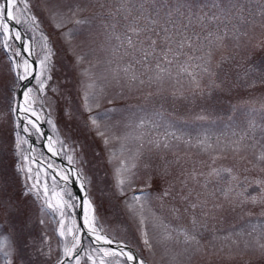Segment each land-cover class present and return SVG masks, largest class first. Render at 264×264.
<instances>
[{"label": "snow or ice", "instance_id": "obj_1", "mask_svg": "<svg viewBox=\"0 0 264 264\" xmlns=\"http://www.w3.org/2000/svg\"><path fill=\"white\" fill-rule=\"evenodd\" d=\"M89 3L96 9L91 17H82L86 7L79 0L68 3L57 0L52 7L45 9L55 29L72 25L60 32V36L73 52L72 42L82 35L83 25L97 23L101 29L100 35L104 37L101 50L107 53V58L103 62V71L93 78L90 69L96 65L91 62L90 68L81 71L80 75L89 82L86 85L82 82L83 94L77 101L71 98L70 93L49 84L56 71L58 53L49 36L41 30V20L33 11L39 8L40 0H36L35 4L32 0H0V43L6 51L9 50V40H22V34L9 22L17 25L27 23L35 33L32 42L25 41L23 45L27 58L22 56L19 49L12 53L19 60L9 57L12 83L5 86V91L10 118L0 124V207H4L8 214V223L0 224V234L10 230L13 238L7 247L0 241V253L6 257V264H13L10 258L13 250L35 249L36 241L30 224L36 212L41 213L42 217L49 213L55 217L51 222L56 225L55 234L59 237L60 246L56 264H65L66 260L81 264V226H77L69 212L76 207H82V228L96 245L91 253L83 251L84 264H146L130 245L109 236L99 225L98 209L102 204L94 202L87 195L82 201L73 197L68 185L74 176L81 181L83 189L85 177L82 167L79 170L72 167L68 171L59 169L49 173L43 161L25 154L33 149L24 148L28 140L22 132L41 134L42 120H46L54 132L57 131V125L50 117H45L43 108L41 111L36 108L38 100H44L51 108L52 101L46 96L47 89L60 91L63 104L57 103V107L63 122L62 130H66L65 136L69 140L73 132H95L105 148H109L113 140H118L123 149V141L128 137L109 136L110 126L101 122L108 118V110L94 113V108L100 107L105 87L114 85L131 90L145 84L163 83L166 79L177 82L187 79L193 92L198 90L200 94L204 93L202 82L207 81L211 94V90L222 89L224 84L223 80H219V70L234 58L238 50L249 46L251 33L259 29L264 37V0H89ZM253 3L254 9L251 6ZM62 8L67 11H62ZM36 35L40 39L39 54L35 52ZM254 46L264 47V39ZM217 53L220 54L219 58ZM33 55H36L35 61L31 60ZM85 55H75L77 65L84 63ZM247 75L248 72H245L244 76ZM29 77L36 80L37 86L24 91L21 102L12 89L17 81ZM97 80L101 82L98 90ZM108 103L112 101L108 100ZM261 108L264 109V104ZM85 113L88 115L85 116ZM197 119L207 118L201 115ZM143 123L141 121L138 127ZM257 129L262 137L250 143L254 139L251 134ZM165 136L180 140L175 132H166ZM135 139L142 141L140 136ZM55 143L62 149L68 147L59 136ZM148 143L155 150H170L172 147L167 140H149ZM76 145L72 151L78 155H68V162L70 165H83L87 162L90 145L85 141H76ZM185 146L197 148L199 154L207 159L192 160L189 157L181 164V157L176 155L174 163L179 166L177 174L173 175L165 167L163 171L148 176L147 186L151 188L155 185L157 194L154 197L145 193L144 188L139 189L138 193L133 187L138 179L133 171L137 167L135 163L121 158L115 169V186L118 194L125 198V208L137 222L140 243L149 252H153L155 246L163 247L166 255L171 254L169 264H182L178 257L204 250L201 244L202 230L207 229L209 220L216 219L217 211L224 210L225 203L233 208L245 204L259 205L264 217V175H248L252 171L264 174V124L250 120L244 133L234 131L225 140L218 137L215 144L211 142V137L206 136L195 144L186 141ZM46 147L53 156L60 154L55 150L51 138ZM143 147L141 142L135 158H139ZM109 152L111 162L115 153L111 149ZM249 155L253 159H249ZM47 169H52V165L48 164ZM170 175L172 179H168ZM21 176L20 188L10 191ZM49 176L51 184L48 182ZM60 184H63V188L57 191ZM250 188L257 189L256 193L251 194ZM65 196L69 199H65ZM153 199L159 201L161 212L166 211V216L158 215L151 209L150 201ZM38 222L40 225L46 224L44 218ZM173 222L177 226H171ZM254 232L257 233L254 241L250 244L244 240L243 247L245 250L252 248L264 256V224L252 225L251 231L246 234L252 236ZM233 235L242 238L245 233H229L223 237L214 236L213 239L231 241L232 245L239 247V240L233 239ZM44 245H49L46 235L41 240V246ZM174 246L183 248L174 251ZM226 246L222 244L221 251ZM52 251L50 245L47 252L37 249L39 255L46 257H50Z\"/></svg>", "mask_w": 264, "mask_h": 264}, {"label": "rangeland", "instance_id": "obj_2", "mask_svg": "<svg viewBox=\"0 0 264 264\" xmlns=\"http://www.w3.org/2000/svg\"><path fill=\"white\" fill-rule=\"evenodd\" d=\"M56 2L57 0H40L39 8L33 9L41 20V30L49 36L58 53L56 71L53 73V80L49 84L60 91L70 93L72 99L79 101L83 94L82 82L84 85L89 82L87 78L80 75L81 71L84 68H90L89 62L96 65V67L90 69L93 78L99 76L103 71V62L107 58V53L101 50L104 37L100 35L101 29L97 23L83 25L81 26L82 35L77 36L72 42V49L75 52L70 50L69 45L65 44L61 38L60 32L66 31L72 25H67L65 29H55L48 12L45 10L52 7ZM68 2H73V0H65V3ZM79 2L86 7V11L81 14L82 17H91L96 9L90 5L89 0H79ZM32 3L35 4L36 0H32ZM251 6L253 9L255 8L254 3ZM61 10L67 11L66 8ZM18 25L32 41L35 33L31 30L29 24L22 22ZM251 36L252 40L249 46L238 50L234 58L219 70V80H223L224 84L222 89L211 90V94H209L207 88V81L202 82L204 93L200 94L198 90L193 92L192 85L187 79L180 82L166 79L163 83L145 84L133 87L131 90L127 87L114 85L105 87V94L100 100V107L94 108V113H103L108 110V118L101 122L110 126L109 136L128 137L126 141H123V149L121 148V141L118 140H113L109 148H105L102 140L95 135V132L91 134L73 132L71 134L72 139L69 140L65 136L66 130H62L63 122L60 119L57 107V103L63 104L60 91L52 92L51 89H47L46 96L52 101L51 108L44 100H38L36 108L37 111H41V107L43 108L45 117H50L57 125V131L54 132L52 126L46 120H42L41 122L45 124L47 131L46 135L43 136L41 126V134L33 132L29 135L22 132L21 134L28 140V144L24 145V148L33 149V151L25 154L34 156L38 161H43L44 168L49 173H53L52 169H47L46 164L49 163L57 169H63V167L46 149L45 142L49 138L52 139L55 150L60 153L59 156L67 162L68 155H78V153L72 151L77 146L76 141H85L89 144L87 162L83 165L77 163L73 166L78 170L81 167L83 168L85 195L94 202L102 204V207L98 209L99 225L103 227L109 236L125 241L134 248L138 256L146 261V264H169L171 254L166 255L163 247L155 246L153 252H149L140 243L137 222L125 208V198L118 194L115 186V169L119 166L121 158L128 163H135L137 167L133 171L137 174L138 179L134 181L133 187L138 193L139 189L144 188L145 193L154 197L157 194L154 190L155 185L151 188L147 186L148 176L154 172L163 171L165 167H168L173 175L177 174L179 166L174 163L176 155L181 157V164L189 157L192 160L207 159V157L199 154L197 148L186 147V141L195 144L198 139L207 136L211 137V142L215 144L218 137L225 140L231 137L234 131L244 133L250 120H254L257 124H264V109L261 108V105L264 104V47L254 46L264 37H262L259 29L251 33ZM8 43L9 50L7 51L0 43V124L6 123L10 118L5 91V86H10L12 83V77L9 73V57L20 59L12 56V53L18 49L16 40L13 38ZM35 52L37 54L41 52L38 35H36ZM76 54H86L83 64H76ZM219 55L217 53V58H219ZM22 56H24L23 53ZM33 57L36 60V55H33ZM245 72H248L247 77L244 76ZM19 83L17 81L16 86L12 89L18 100ZM96 83L98 90L101 82L97 80ZM36 86L37 82L32 78L31 83L26 87L27 89H35ZM108 100H111L112 103H108ZM87 115L85 113V116ZM201 115L207 119L198 120L197 117ZM141 121H144V123L138 127ZM166 132H175L180 140L167 138L165 136ZM251 135L254 139L249 141L250 143L260 140L262 137L259 129ZM31 136H33V139ZM57 136L68 145L66 149H62L59 144L55 143ZM137 136L142 137V141H137L135 139ZM149 140H160L161 142L167 140L172 147L170 150H155L148 143ZM141 142L144 147L140 149L141 155L139 158H135ZM257 148H259V145H257ZM109 149L115 153V158L111 162ZM248 158L253 159L251 155ZM248 175L256 177L264 174L252 171ZM41 179H43V176H41ZM168 179H172V176L170 175ZM22 180L23 177L21 176L15 183L14 189L10 191L18 190ZM48 182L51 184V176H49ZM60 188H63L61 184L57 191H60ZM68 189L77 200L70 183ZM256 191L255 188L249 189L251 194H255ZM128 195H131V190H129ZM65 199L69 198L65 196ZM150 207L158 215H167L166 211L161 212L159 201L155 199L150 201ZM261 211L262 208L259 205L245 204L233 208L225 203L224 210L217 211L215 213L216 219L209 220L207 229L202 230L203 239L201 244L204 245V250L200 253L184 254L178 259L182 264H264V256L252 248L245 250L243 247L244 240H248L251 244L257 236L255 232L252 236L246 234L251 231V226L264 224ZM69 212L71 213V219H74L77 226H79L77 207L70 209ZM40 218L46 220L45 225L39 224L38 220ZM54 219L55 217L51 213L44 217L39 212L34 214L30 227L32 228L33 239L36 241V247L35 249L29 247L27 250H13L10 257L13 264H56V260L59 258L60 246L58 243L59 237L55 234L56 225L51 222ZM165 222L167 223L168 220L166 219ZM7 223L8 214L4 207H0V224L6 225ZM180 223H184V221ZM171 226H177L176 222H173ZM241 231L245 233L242 238L233 235V239L239 240V247L232 245L231 241L213 239L214 236L223 237L229 233L234 234ZM45 235L48 237L49 245L53 250L50 257L39 255L37 252V249L44 252L48 251L49 245L41 246V240ZM81 237V264H84L83 251L91 253L92 248L96 245L85 233ZM12 239L10 230L0 234V241L5 243V247L12 242ZM222 244L227 246L221 251ZM105 247L107 246L105 245ZM182 248L183 246H174V251H181ZM0 264H6V257L3 253H0ZM65 264H74V262L67 261Z\"/></svg>", "mask_w": 264, "mask_h": 264}, {"label": "water", "instance_id": "obj_3", "mask_svg": "<svg viewBox=\"0 0 264 264\" xmlns=\"http://www.w3.org/2000/svg\"><path fill=\"white\" fill-rule=\"evenodd\" d=\"M9 23H10L11 27H13V28H15L17 31H19V32L22 34V36H24V37H25L26 39H28V41H29V38L26 36V34H25L24 31L20 28L19 25L14 24L13 22H9ZM29 42L31 43V41H29ZM31 60H32V61H35V58L32 56V57H31ZM31 80H32V77H29L27 80L21 82L20 90H19V94L21 93L22 88H24V87H26V86H28V85L30 84V81H31ZM40 126L42 127V130H43V136L46 135L47 131H46V128H45V124H44L43 122H40ZM31 138L33 139V136H31ZM54 158L56 159V161L58 162V164H59L61 167H64L67 171H68L69 169H71L72 167H74L73 165H70L68 162H65V161L62 159V157H60L59 155H56ZM52 171H53V170H52ZM78 182H81V181H80V180L77 181V180H76V177L73 176V177L71 178L70 185H71V187H72L74 193L78 196V201H81V199L83 198V194L85 195V191H84V187H83V189L81 188V183L79 184ZM79 208H80V207H78V210H79ZM85 233H86V235L88 236V238L92 240V237H90V236L87 234V232H85ZM130 247H131V246H130ZM131 249H132L133 251H135V249H133L132 247H131ZM66 261H67V260H66ZM66 261H65V262H66Z\"/></svg>", "mask_w": 264, "mask_h": 264}, {"label": "bare ground", "instance_id": "obj_4", "mask_svg": "<svg viewBox=\"0 0 264 264\" xmlns=\"http://www.w3.org/2000/svg\"><path fill=\"white\" fill-rule=\"evenodd\" d=\"M25 41H28V39H26L24 36H22V40H16V42H17V46H18V49L19 50H21V52L23 53V45H24V42ZM30 41V40H29ZM28 41V42H29ZM24 54V56L27 58V54L26 53H23ZM27 80V79H26ZM25 81V80H24ZM32 81V80H31ZM31 81H30V83H31ZM27 90V87L26 88H23V91L20 93V95H19V100L22 102V100H23V92L24 91H26ZM48 142H49V140H47L46 142H45V146L48 144ZM46 149L48 150V148L46 147ZM55 157V156H54ZM63 159V158H62ZM64 160V159H63ZM65 162H67L66 160H64ZM49 164V163H48ZM48 164H46V165H48ZM59 170V169H57V168H54V166H52V170ZM63 169H65L64 167H63ZM53 170V171H54ZM66 171V170H65ZM76 180L78 181L79 179H77L76 178ZM79 184L81 183V182H78ZM76 197H77V201H78V196L76 195ZM84 197H85V195L83 194V198L81 199V201L84 199ZM77 211H78V216H79V222H80V224H79V226H81V232H80V235H82L83 233H85V232H87L85 229H83L82 228V223H83V220H82V218H83V209H82V207H80L79 208V210H78V208H77ZM134 249V248H133Z\"/></svg>", "mask_w": 264, "mask_h": 264}]
</instances>
